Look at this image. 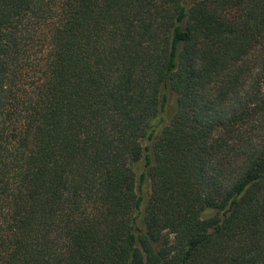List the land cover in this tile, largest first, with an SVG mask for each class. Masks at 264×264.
I'll list each match as a JSON object with an SVG mask.
<instances>
[{
	"label": "trees",
	"instance_id": "obj_1",
	"mask_svg": "<svg viewBox=\"0 0 264 264\" xmlns=\"http://www.w3.org/2000/svg\"><path fill=\"white\" fill-rule=\"evenodd\" d=\"M0 264H264V0H0Z\"/></svg>",
	"mask_w": 264,
	"mask_h": 264
}]
</instances>
